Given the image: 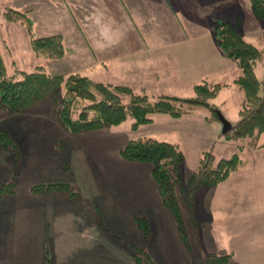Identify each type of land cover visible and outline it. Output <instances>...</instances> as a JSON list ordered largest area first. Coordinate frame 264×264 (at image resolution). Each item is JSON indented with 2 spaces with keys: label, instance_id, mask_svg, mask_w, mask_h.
Returning a JSON list of instances; mask_svg holds the SVG:
<instances>
[{
  "label": "crops",
  "instance_id": "1",
  "mask_svg": "<svg viewBox=\"0 0 264 264\" xmlns=\"http://www.w3.org/2000/svg\"><path fill=\"white\" fill-rule=\"evenodd\" d=\"M80 1L68 2L65 9L72 33L70 43L81 42L83 28L98 51L110 50L109 56H118V84L142 89L149 86L165 94L169 91L163 86L170 78L178 93L193 91L202 81L229 87L240 74L236 64L224 56H179L186 53L180 44L189 38L192 41L197 34L212 38L211 22L205 20L206 0ZM1 17L0 30L12 29L15 24ZM239 20L242 24L243 19ZM2 41L7 44L6 39ZM172 47H178L176 52L169 51ZM217 96L211 99L212 104ZM52 112L44 100L12 120L0 107V126L10 131L25 152L24 159L15 164L19 173L15 191L0 200V264H46V255L50 264H136L124 240L141 241L135 222L139 213L152 222L148 249L158 264H192L208 253L229 255L222 264H264V143L254 150L256 159L242 158L243 165L224 181L198 190L195 217L200 243L188 250L174 216L162 204L151 174L152 164L126 160L119 150L140 127L151 128L157 116L163 118L166 126L157 132L178 134L179 141L171 142L184 153L182 175L186 179L204 150L213 148L218 157L215 139L221 137L222 123L202 116L194 118L192 113L181 116L188 117L184 120L158 113L136 129L130 125L127 134L119 130L121 124L72 134L53 118L47 119ZM154 136L146 132L135 139ZM57 143L69 153L68 170L56 158ZM220 144L219 151L227 152L220 157L231 156L238 145ZM188 145L195 150V163L189 169ZM2 162L7 170L0 174V180L7 181L13 174L8 165L12 159L4 150H0ZM54 180L70 182L80 198L69 199L64 192L40 194L30 190L33 183Z\"/></svg>",
  "mask_w": 264,
  "mask_h": 264
},
{
  "label": "trees",
  "instance_id": "2",
  "mask_svg": "<svg viewBox=\"0 0 264 264\" xmlns=\"http://www.w3.org/2000/svg\"><path fill=\"white\" fill-rule=\"evenodd\" d=\"M249 3L254 16L264 19V0H249ZM0 14L9 22H20L25 26L31 50L36 56L60 59L69 53L61 34L35 35L32 21L25 12L6 7ZM240 24V20L231 23L225 19H215L210 25V33L219 53L232 60L240 70V74L231 83L241 93L238 117L223 134L226 139L231 140L257 139L264 135V75L259 81L255 72L256 63L262 59L264 50L245 39L239 29ZM62 84L64 93L57 118L72 134L117 126L127 119L132 121L131 128L136 129L151 122L153 114H167L178 118L201 106L211 111L206 116L207 121L219 120L218 111L209 101L228 85L202 81L194 85L192 97L160 94L153 98L131 86L104 83L79 73L64 75L47 72L42 65L31 71L16 69L15 73L10 74L0 54V107L10 114H20L30 106L53 96ZM17 146L10 132L0 129V148L8 149L15 161L22 156ZM242 148L238 144L231 156L220 158L216 157L213 148L204 150L196 169L186 179L182 175L184 153L177 143L153 137L131 139L119 153L126 160L152 164L151 174L162 204L174 216L179 236L190 250L200 243L197 230L199 221L195 217L198 190L221 183L232 171L241 167L244 163ZM64 167L68 169L69 164L64 162ZM15 189V181L0 183V199L13 193ZM30 190L40 194L64 192L69 199L80 198L78 190L65 181L35 183ZM187 220L192 229L191 234L187 230ZM135 222L141 241L136 243L124 240L132 250L134 261L136 264H158L148 249L153 235L152 222L143 213L135 216ZM228 257L229 255L208 253L192 264H222Z\"/></svg>",
  "mask_w": 264,
  "mask_h": 264
},
{
  "label": "rangeland",
  "instance_id": "3",
  "mask_svg": "<svg viewBox=\"0 0 264 264\" xmlns=\"http://www.w3.org/2000/svg\"><path fill=\"white\" fill-rule=\"evenodd\" d=\"M57 1L58 0H0V12L3 11L6 7H11L16 10L25 12L32 21L33 33L35 35L45 36L50 34H61L64 38L65 46L69 51L67 55H65L63 58L60 59H50L43 56H36L31 50L29 44V35L26 32L25 26L20 22H11L18 27L12 25V29L7 28L6 30L1 28L0 30L2 34V36H0V54L3 58V61L7 67L8 72L10 74H13L15 73L16 69L31 71L34 70L36 66L42 65L47 72H59L64 75L70 73H79L82 75H86L96 81L118 84V56H109L107 53L111 52L110 50H104L101 52L99 49L98 51V49H96L95 46L91 43L90 39L88 38L89 35L83 28L80 29V34L83 41L81 40V42H75L76 44H72L73 40H71V38L69 37V35L72 33H71V29L68 26V22L66 21L67 11H65V9L66 6L68 5V2H70L71 5L75 2H73V0H63V2L60 1L56 3ZM84 1L87 0H81L80 4L81 2ZM207 1H208V5H206L204 12H207L205 16V20L209 21L208 24L215 19H225L230 21L231 23H237L238 18L241 17L243 19V23L240 24L239 29L243 33L245 39L253 43L258 48L264 50V34H263L264 19H260L254 16L249 0H213V2L206 0L205 2ZM1 16L2 15L0 14V19L2 18ZM3 39H6L7 44L2 41ZM70 41L72 43H70ZM180 46L182 50H184V52L186 53L181 54L179 56H222L219 53L217 47L215 46L212 38L207 40V38L202 37L201 34H197L195 37H193L192 41L189 38L188 42H186L185 44H180ZM177 48L178 47H172L171 49H169V51L171 50L170 52H176ZM255 72L258 80L261 81L264 75V54L262 59H260L256 63ZM226 81H229L227 83L231 82L230 80H226ZM173 84H174L173 81L170 78H167V83L163 87L166 91L169 92H165V94L178 95L180 97H192L194 95V90L189 92L186 91V92L177 93L179 89L177 88L176 85ZM121 85H126V84H121ZM230 86L224 87L220 90L215 100V104H212L211 100L209 102L212 105H214L216 110L222 115H224L225 118L228 117L230 119L236 120L238 117L241 93H239L240 91L235 84H232ZM133 89L138 92H145L146 94H148L150 97L153 98L160 94H163V92L162 93L157 92L156 91L157 88H153L149 86H146L143 89L140 87H135ZM174 92L176 93L174 94ZM63 93H64V85L62 84L58 88V90H56L53 96L46 99L47 103L49 104V107L53 108L52 114H49L47 119L53 118L54 120H56L55 122L59 127L63 128L67 133H69L63 126H61L57 118V110L59 108ZM210 113L211 111L209 108L205 106H201L195 108L192 111V116L194 118H199L200 116L206 118V116H209ZM9 114H8L9 116L8 118H12V120H14L15 119L14 116L16 115L10 114L11 115L10 117ZM181 118H183L181 120H184L188 117H181ZM131 122L132 121L130 119H127L125 122L121 123V125L119 126L120 128L119 130L121 131L122 134H127V132L130 131ZM151 125H152L151 128H148L147 125L142 126L137 132L131 130L132 132H134L133 133L134 135L131 136L129 140L135 139L137 136H143L146 134V132H148L151 134L154 133L155 135L154 138L167 137L166 139L168 140L165 141H170V142L179 141V139L177 138L178 134H176V132L174 133L170 132L169 136L167 135L165 136L164 133L157 132L161 130L159 129L161 126H166V122L163 120V118L157 116V119L154 120L153 124ZM0 129H5V128L0 126ZM222 129H223V125L219 132L221 134L220 139L219 136H217L215 139L216 146L218 149L216 151V154L218 157H220V155H227L224 154L227 152L219 151V149H221L222 146L220 142H224V143L229 142L230 144H234V146L240 144L245 146L246 150L249 149V151L246 150L241 151L242 154L241 156L245 161H251L253 159H256V155L258 153H256L254 150L262 146V144L264 143V136H260L257 139L243 138L239 140H231L225 138ZM175 134L176 137H173L175 136ZM157 139L162 140L165 138H157ZM16 144L18 145L17 148L22 152V156L18 160V162L20 163L24 159L23 157H25V152L21 150L18 142H16ZM0 150H4L8 152L9 157L12 159V163L11 164L8 163V165L9 167H12L13 171H15V173L12 171L13 174L11 178L7 179V181H2L3 179L0 178L2 179L0 180V183L15 181V178L17 177V175H19L18 171L16 173V168H15V164L17 163V161L13 159V154L8 149L0 148ZM186 150L189 154L187 161L188 162L187 168L189 169L190 168L189 166L195 163L194 156L192 155L195 150L192 148L191 145L190 146L188 145L186 147ZM56 151H57L56 158L58 162L62 164V166L64 167V162L68 163L69 153L65 148V146H63L61 143H57ZM64 169L66 168L64 167ZM5 170H7L6 163L3 162L0 163V174H2L3 171ZM54 181H63V180H54ZM48 182H53V181H48ZM36 183H40V182H36ZM184 213L186 216L187 214L185 210ZM187 230L191 234L192 229L188 224V220H187ZM45 258H47L46 264H49V260H50L49 255H46ZM142 260H144V258Z\"/></svg>",
  "mask_w": 264,
  "mask_h": 264
},
{
  "label": "water",
  "instance_id": "4",
  "mask_svg": "<svg viewBox=\"0 0 264 264\" xmlns=\"http://www.w3.org/2000/svg\"><path fill=\"white\" fill-rule=\"evenodd\" d=\"M217 114H218L219 121L223 125L222 132L226 133L231 128V123L221 113L218 112Z\"/></svg>",
  "mask_w": 264,
  "mask_h": 264
}]
</instances>
